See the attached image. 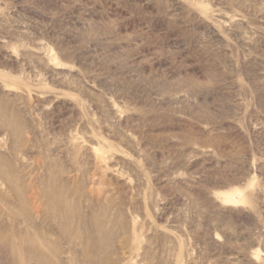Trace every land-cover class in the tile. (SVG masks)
I'll return each mask as SVG.
<instances>
[{
	"label": "rangeland",
	"instance_id": "1",
	"mask_svg": "<svg viewBox=\"0 0 264 264\" xmlns=\"http://www.w3.org/2000/svg\"><path fill=\"white\" fill-rule=\"evenodd\" d=\"M0 264H264V0H0Z\"/></svg>",
	"mask_w": 264,
	"mask_h": 264
}]
</instances>
